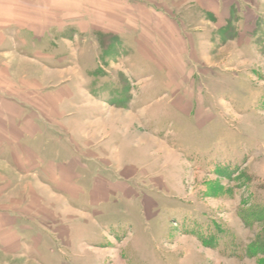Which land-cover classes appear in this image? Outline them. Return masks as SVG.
I'll use <instances>...</instances> for the list:
<instances>
[{
    "label": "rangeland",
    "instance_id": "rangeland-1",
    "mask_svg": "<svg viewBox=\"0 0 264 264\" xmlns=\"http://www.w3.org/2000/svg\"><path fill=\"white\" fill-rule=\"evenodd\" d=\"M238 1L225 23L228 14L220 19L207 13L200 0H28L26 21L29 27L43 22L44 39L51 35L67 44L78 35L63 28L68 22L93 24L105 48L101 61L114 72L125 69L122 63L131 48L111 33L113 23L129 28L133 22L146 24V13L116 12V7L156 3L181 22L193 58L161 62V68L149 70L155 90L148 113L155 136L140 125L133 134L123 126V137L117 134L107 145L109 160L119 157L122 165L137 168L122 173L137 180L131 199L111 194L104 205L107 224L116 231H103L102 245L83 247L76 240L78 257L72 260L45 254V264H264V0ZM72 7L76 12L67 11ZM53 22L60 30H51ZM162 26L141 29L162 41L168 30ZM101 65L97 60L101 76L125 88L134 89L141 81H131L124 71L114 78ZM168 67L173 74L162 72ZM175 84L182 89L173 97ZM113 168L106 177L113 179ZM97 232L90 234L91 242Z\"/></svg>",
    "mask_w": 264,
    "mask_h": 264
},
{
    "label": "crops",
    "instance_id": "crops-1",
    "mask_svg": "<svg viewBox=\"0 0 264 264\" xmlns=\"http://www.w3.org/2000/svg\"><path fill=\"white\" fill-rule=\"evenodd\" d=\"M139 2L117 6L116 12L146 13L145 25L133 22L129 28L116 22L111 29L121 44L131 48L122 63L124 73L131 81L141 78L131 89L97 72V60L102 67L107 65L101 61L105 48L93 24L82 27L68 22L63 28L78 35L67 44L51 35L44 39L43 22L29 27L26 21L28 0H0V264H45V254L57 253L72 260L78 257L76 240L83 247L102 245L103 231L116 229L108 226L104 205L111 201V194L131 199L137 180L122 173H134L137 168L122 165L119 157L109 160L107 145L121 135L123 126H130L133 134L140 125L154 137L155 125L148 113L155 90L150 68L156 70L159 63L166 65L177 58L193 61L187 48L189 36L172 11L152 2L142 3L143 7ZM200 2L205 12L220 19L228 14L225 23L239 3ZM67 11L76 12L74 8ZM157 19L166 25L160 27L165 33L168 29L162 41L141 29V25L160 26ZM49 27L58 31L61 26L53 22ZM169 68L162 72L173 74ZM121 72L111 71L114 78ZM181 89V85L172 86L173 97ZM165 96L169 103L179 104ZM109 168L115 170L113 179L105 176ZM144 197L140 204L145 210ZM96 230V240L91 242L90 234ZM115 237H120L118 231Z\"/></svg>",
    "mask_w": 264,
    "mask_h": 264
}]
</instances>
